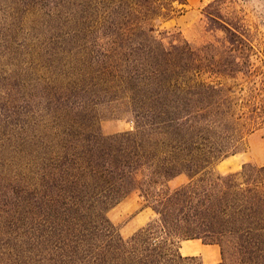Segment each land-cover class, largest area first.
<instances>
[{
	"label": "trees",
	"instance_id": "obj_1",
	"mask_svg": "<svg viewBox=\"0 0 264 264\" xmlns=\"http://www.w3.org/2000/svg\"><path fill=\"white\" fill-rule=\"evenodd\" d=\"M188 6L62 0L77 23L73 44L135 127L62 139L60 154L49 152L45 212L60 223L47 235L59 264H202L179 252L193 239L219 246V264H264V166L215 171L264 126V61L256 65L249 32L219 9L206 13L224 33L220 46L168 39L161 27ZM134 194L155 216L124 239L108 213Z\"/></svg>",
	"mask_w": 264,
	"mask_h": 264
},
{
	"label": "rangeland",
	"instance_id": "obj_2",
	"mask_svg": "<svg viewBox=\"0 0 264 264\" xmlns=\"http://www.w3.org/2000/svg\"><path fill=\"white\" fill-rule=\"evenodd\" d=\"M187 1L186 13L161 27L168 39L179 36L196 47L220 46L224 33L206 13L219 9L247 29L253 60L262 66L264 0ZM64 11L62 0H0V264H59L55 240L48 241L47 235L60 223L45 212L49 152L60 154L62 139L135 127L134 119L119 114L101 91L91 57L69 36L77 23L67 21ZM247 164L264 166V126L248 138L243 152L218 163L215 171L227 175ZM185 181L181 176L171 185ZM153 217L138 194L108 213L124 239Z\"/></svg>",
	"mask_w": 264,
	"mask_h": 264
},
{
	"label": "crops",
	"instance_id": "obj_3",
	"mask_svg": "<svg viewBox=\"0 0 264 264\" xmlns=\"http://www.w3.org/2000/svg\"><path fill=\"white\" fill-rule=\"evenodd\" d=\"M143 209L150 210L145 208ZM179 252L183 257H194L202 264H219L222 262V254L219 246L206 245L198 239L183 241L179 247Z\"/></svg>",
	"mask_w": 264,
	"mask_h": 264
}]
</instances>
